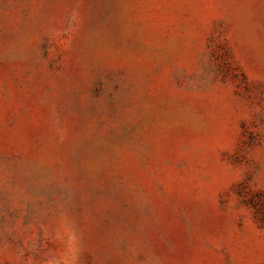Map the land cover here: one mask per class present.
I'll return each mask as SVG.
<instances>
[{
	"label": "rangeland",
	"instance_id": "1",
	"mask_svg": "<svg viewBox=\"0 0 264 264\" xmlns=\"http://www.w3.org/2000/svg\"><path fill=\"white\" fill-rule=\"evenodd\" d=\"M0 264H264V0H0Z\"/></svg>",
	"mask_w": 264,
	"mask_h": 264
}]
</instances>
